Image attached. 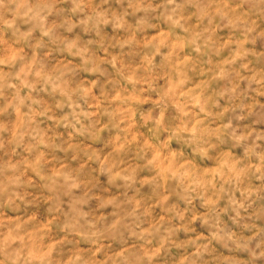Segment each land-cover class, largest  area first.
I'll return each mask as SVG.
<instances>
[{
    "label": "clouds",
    "instance_id": "clouds-1",
    "mask_svg": "<svg viewBox=\"0 0 264 264\" xmlns=\"http://www.w3.org/2000/svg\"><path fill=\"white\" fill-rule=\"evenodd\" d=\"M0 264H264V0H0Z\"/></svg>",
    "mask_w": 264,
    "mask_h": 264
}]
</instances>
